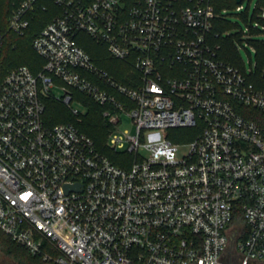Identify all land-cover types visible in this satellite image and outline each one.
<instances>
[{
	"label": "built area",
	"instance_id": "2783aa9c",
	"mask_svg": "<svg viewBox=\"0 0 264 264\" xmlns=\"http://www.w3.org/2000/svg\"><path fill=\"white\" fill-rule=\"evenodd\" d=\"M45 1L59 14L32 41L41 70L0 76V231L54 264L264 261V124L244 114H264V0L219 14L211 0H12L0 67L10 36L23 37ZM218 19L231 28L214 33ZM80 34L129 66L124 83ZM218 38L233 41L240 66L220 57ZM73 91L104 107L108 145L131 156L126 166L74 124L44 123L47 97L80 117ZM123 116L135 135L120 131Z\"/></svg>",
	"mask_w": 264,
	"mask_h": 264
},
{
	"label": "trees",
	"instance_id": "16d2710c",
	"mask_svg": "<svg viewBox=\"0 0 264 264\" xmlns=\"http://www.w3.org/2000/svg\"><path fill=\"white\" fill-rule=\"evenodd\" d=\"M12 0H0V26L5 27L7 19L12 11ZM47 9L45 11L38 10L31 21L30 27L27 33L23 37L10 36L9 43L5 49L4 59L2 66L0 67V76L7 69L15 66H27L33 74H37L43 65V60L32 49V41L39 35L42 29L59 14V9L55 7L51 2L45 1ZM216 13H221L224 9H233L236 7V0H211ZM246 17V13L242 15ZM233 23L230 19L217 20L214 27V33H222L231 28ZM78 44L85 49V51L91 56L93 62L107 70L110 74L114 75L121 82H125L123 78L125 71L129 69V66L124 62L114 60L107 52V48L99 43H96L93 39L85 34H80L77 37ZM216 43L221 44L220 57L226 62L233 65L240 66L241 59L239 57L240 52L236 49L231 39H216ZM257 62L259 67L255 74V82L259 86H264V80L260 77V70L264 64V43L258 46ZM72 100L78 101L85 107V112L81 113L79 118H76L69 108L61 101H58L52 97L44 99L45 111L43 115L44 123L48 126L56 124L71 123L74 124L81 132L90 137L97 149L102 155L106 156L109 160L118 166L124 167L127 162L124 158L128 157L127 153H119L112 150L108 145V138L113 131V126L103 117L104 107L92 101L84 94L73 91ZM241 109V108H240ZM245 116L250 119H255L261 124H264V114L257 110H246ZM263 122V123H262ZM185 130L173 129L171 132L183 133ZM189 133V132H184ZM191 136H188L186 140H190ZM173 142L182 141L181 139L171 138ZM127 161V159H126ZM0 251L8 257L10 260L17 264H54L50 261H43L42 258L32 256L29 252L14 242L10 237L0 231ZM56 255L55 253L53 254Z\"/></svg>",
	"mask_w": 264,
	"mask_h": 264
},
{
	"label": "rangeland",
	"instance_id": "374dc122",
	"mask_svg": "<svg viewBox=\"0 0 264 264\" xmlns=\"http://www.w3.org/2000/svg\"><path fill=\"white\" fill-rule=\"evenodd\" d=\"M241 55H242L245 62L249 61V58H248L245 50L241 51ZM52 94L56 98H62L65 96L64 91H62L59 87H54L52 89ZM79 104H81V105H79ZM72 105H73V107L78 108L81 113L85 112V107L83 106L82 103H80L78 101H73ZM119 129H120V131H128L132 135L136 134V130H135L134 126L132 125L131 119L127 116H123V122L121 123ZM231 231H233V230H231ZM232 236H233V234H232ZM233 241H234V239L232 238L231 242L229 244L228 252L233 248V244H234ZM228 252L225 253L223 260L228 258ZM234 261L238 262L237 259H234ZM0 264H17V263L10 260L8 257L3 255V253L0 251ZM250 264H264V262H251Z\"/></svg>",
	"mask_w": 264,
	"mask_h": 264
},
{
	"label": "flooded vegetation",
	"instance_id": "af4514ba",
	"mask_svg": "<svg viewBox=\"0 0 264 264\" xmlns=\"http://www.w3.org/2000/svg\"><path fill=\"white\" fill-rule=\"evenodd\" d=\"M239 262V261H238ZM259 262H264V261H259Z\"/></svg>",
	"mask_w": 264,
	"mask_h": 264
},
{
	"label": "water",
	"instance_id": "95a60500",
	"mask_svg": "<svg viewBox=\"0 0 264 264\" xmlns=\"http://www.w3.org/2000/svg\"><path fill=\"white\" fill-rule=\"evenodd\" d=\"M237 2H240V0H237Z\"/></svg>",
	"mask_w": 264,
	"mask_h": 264
}]
</instances>
